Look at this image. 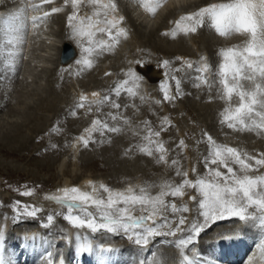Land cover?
Listing matches in <instances>:
<instances>
[{"label":"rangeland","instance_id":"374dc122","mask_svg":"<svg viewBox=\"0 0 264 264\" xmlns=\"http://www.w3.org/2000/svg\"><path fill=\"white\" fill-rule=\"evenodd\" d=\"M22 1H2L0 11L4 6L10 8L12 6L7 5L17 6ZM30 1L33 4H40V0ZM112 2L116 4L115 11L118 10L125 15L124 20L117 24L112 32L115 34L118 29H125L126 33L129 32V35H125L128 38L119 35L118 42H115L110 39L107 31L92 32L95 35H88L89 38H84L82 41L84 54L81 57H86L80 58V64L76 63L75 66L66 68L57 66L58 61L55 59L58 52L55 45L57 42L49 39L50 35L56 38L61 34L71 37L74 33L68 19L74 9L71 3L65 4V0H52V3L43 5L45 7L61 5V12L52 15L46 23L41 21L37 25L36 32L32 34L35 38L31 39L30 49H28L30 55L14 73L10 68L12 63L6 62L3 65L4 51L2 53L0 40V81L7 78L14 83L23 76L26 77L25 83L32 88V93L29 91V95L27 94L31 105L28 106L32 108L25 116L18 114L17 111L13 112L16 108L12 106L10 99L0 94L2 102L0 104V137L3 134L2 130H6L7 127L10 132L24 135L20 141L0 138L1 142H7L17 153L10 156L0 152V223L3 222V238L6 237L2 239L1 244L4 256L9 260H20L18 253L22 250L19 241L23 233H35L39 237L46 238V241H49L48 245L52 246L50 247L54 257L58 254L70 257L74 255L77 239L75 236L73 238L68 236L67 232L72 229L87 231L93 237L92 239L95 238L94 240L99 239L101 235L104 240L108 237L114 245L124 244L122 249L126 250L123 251L124 253L117 252V257L122 253L123 259L129 257L134 260V264L138 262L139 264H184V256L190 255H195V261L200 263L204 260L206 253L204 249H208L215 239L225 232L233 230L247 234L256 233V236L264 234V228L260 227L258 220L243 222L234 217L226 218L206 228L192 244L181 250L177 246L178 240L186 238L190 233L191 222L202 220L197 201L191 199L193 196L199 199L200 194L197 189L185 186L182 197L169 196L165 197V200L169 204L175 203L177 208L187 206L188 211L172 213L169 207L162 216L167 217L170 223L160 229L164 232L169 231L170 228L174 230L179 217L185 216L186 224L182 226L184 231L177 232L175 236L151 238L147 244L151 250L144 253L143 248L147 246L136 245L124 234H113L104 230L92 232L86 227L77 228L65 219L67 206H61L54 200L49 202L46 198L48 197L46 191L53 188L61 179L68 178L74 185L75 180L82 175L100 177L104 181L103 185L110 189L128 186L139 193V189L143 187L151 195L158 194L164 184L176 186L185 178L193 181L200 178L211 179L204 163V158L209 153L205 134L212 136L218 144L236 147L242 154L247 153L259 158L260 154L264 153V130L237 131L229 128L227 123H222V114L229 107V102L220 99V85L216 72L222 58L218 52L222 48L242 47L245 37L234 34L237 37L234 36L231 43H223L228 41L222 40L223 37L207 24L195 33L185 34L177 30L176 22L180 17L198 11L202 2L201 4L200 2L184 4L182 8L176 7L177 9L166 4L161 9V15L158 14L159 12L156 13L154 18L152 17V24L150 23L147 28L143 27L145 22L142 23L143 19L137 16L138 12L132 11L135 8H132L131 3L129 4V0H112ZM88 3L82 2L79 7L80 11L84 12L87 8L86 10L89 9L91 13L89 17L84 14L87 24L99 22L108 24L110 20L108 17L112 12H106L102 7L103 3L95 5ZM153 26H156L155 32L150 33L149 30ZM174 30L177 32L175 37L171 35ZM100 42H109L112 47L100 48ZM89 47L94 49L90 53L86 51ZM85 59L92 61L91 67L83 63ZM164 61H169V64L165 66ZM203 61H207V73L198 71L202 68ZM139 64L147 66V70H140ZM188 64H192V67H187ZM177 69L180 70L177 71ZM28 70L34 72L31 77L27 73ZM130 70L134 76L128 75ZM205 75L208 83L212 85L211 88L202 82ZM177 79L180 81L179 89L176 87ZM124 81H127V84L121 88L120 95H115L113 89ZM161 82L169 86L170 94L175 96L174 100L163 99ZM198 83L199 87L196 86ZM244 83L245 87H249L247 82ZM36 84H40L43 89L33 90L37 87ZM127 88H131L135 95L127 92ZM17 90L21 91L14 87L13 92ZM1 91L0 93H4ZM90 92H98L100 99L109 96L110 100L107 103L97 104L92 102L97 98H88L85 101V107H78L81 96ZM113 101L121 107L112 108ZM237 103L238 97L234 95L231 101L232 107H235ZM6 109L8 112L5 111ZM73 111L75 115H72ZM113 116L117 118L114 120ZM97 119L106 122L110 128L118 127L121 130L119 132L93 131L87 138L88 146L84 147L81 142L75 149L74 140L87 128H91L93 121ZM16 123L19 124L14 127ZM162 125L163 131H161ZM149 130L160 132L159 137L152 136L151 139L163 143L166 149L163 154L166 162H158L161 153L156 152L155 145H149V141L145 139L149 136ZM181 140L184 141V147L179 146ZM144 147H152L153 154L149 156L142 152L140 149ZM63 160L65 162L61 167ZM173 160L178 161V164L173 165ZM249 163L254 164V161ZM232 166L237 174H240L239 166ZM178 171L186 172L187 177L177 175ZM221 171L226 172V169L221 167ZM248 174L253 176L264 174V167L258 170L253 168ZM27 190H31L32 194L22 195ZM98 195L106 196L107 193L100 189ZM17 201L35 206L41 211L35 217H29L22 214V209L17 207ZM89 211L98 215L95 209L91 208ZM249 212H255L257 216L260 214L259 209L255 207L250 208ZM73 214L81 217L84 215L74 211ZM132 214L138 216L142 213L136 209ZM49 215L54 217L52 222L47 220ZM55 239L60 242L64 240L59 245ZM254 257L258 258L257 255ZM213 258L215 259V255Z\"/></svg>","mask_w":264,"mask_h":264},{"label":"snow or ice","instance_id":"6c2138e0","mask_svg":"<svg viewBox=\"0 0 264 264\" xmlns=\"http://www.w3.org/2000/svg\"><path fill=\"white\" fill-rule=\"evenodd\" d=\"M83 0H65V4L71 3L74 11L68 17L70 25L73 27L74 34H79L81 29L72 22L77 19L79 7ZM92 4H100L101 0H87ZM162 3L163 0H158ZM52 3V0H40L39 5H32L33 9H39L43 5ZM106 12H115L116 4L110 0L108 4L102 5ZM60 11L59 8L53 7L51 12H43L42 16L32 17L35 23L44 19L51 13ZM151 11L154 13L155 8ZM124 20L123 16L114 17L107 23L109 27L99 28L103 32L107 31L111 40L118 42L119 35H126L125 29H118L113 34L112 29L116 28L118 22ZM215 29L221 37H229L234 34L245 37V43L242 47L233 46L222 48L218 54L222 58V62L218 65L216 75L220 85V99L229 102L222 114V123H227L229 128L237 131L244 130H264V0H229L226 3H212L199 8L198 11L190 13L186 16H181L176 22L177 30L185 34L195 33L199 28L205 25ZM168 34V33H165ZM177 32L172 31L171 35L175 37ZM91 36L92 33L89 32ZM100 48H111L112 44L107 42H100ZM93 47L86 49L87 52H92ZM80 63V61H77ZM83 63L91 67L92 61L85 59ZM165 66L169 61L163 62ZM187 67H192L188 64ZM180 69H177L179 71ZM207 66L198 71L207 73ZM129 76H134L131 70ZM139 79V77H136ZM200 79V77H197ZM208 84V79L202 81ZM249 87H245V83ZM127 84V81L117 85L113 92L119 96L121 88ZM180 81L176 80V87L179 89ZM197 87L200 84H196ZM161 89L163 91V99L171 101L175 96L170 94L169 86L161 82ZM127 92L132 93L131 88L126 89ZM238 97V103L232 107L231 101L233 96ZM96 97L94 103L103 104L110 100L109 96H104L102 99L98 94L93 93ZM87 97L81 96L78 107H85ZM159 103V101H157ZM111 107L119 109L120 104L111 103ZM75 115V111L72 112ZM113 116L112 119H116ZM165 123L167 120L165 118ZM99 126V127H97ZM109 131L119 132L118 127H109L106 122H101L99 119L94 120L92 127L86 131L90 134L93 131ZM164 130L163 125L161 131ZM206 135L209 144V153L204 158V163L207 166L206 171L211 179H183L182 183L176 186L164 184L161 190L156 195H151L145 188H140L137 193L133 188L129 187L126 191L112 190L106 185H101L106 196L98 195V190L93 187L92 192L82 191L79 187L65 188L62 190V195L51 196L49 199L54 200L60 204L67 205V215L65 219L71 222L77 228H87L92 232L101 230L113 234H124L128 239L133 240L136 245L147 246L149 240L155 236H175L177 232H183V225L186 224V217L180 216L176 228L169 229L164 232L160 229L169 224L167 217L162 216L164 211L171 208L172 213L177 211L187 212V206L177 208L175 203H166L165 197H182L184 195V187L190 186L198 190L200 198L193 196L192 200L197 201L198 209L202 220L193 221L190 225V233L186 238L179 239L177 246L183 250L188 245L194 242V239L200 235L206 228L219 220L226 218H238L243 222L258 220L260 227L264 228V174L249 175V171L253 168L259 169L264 167V153L260 157L250 156L247 153H241L236 147L218 144L210 135ZM152 136L159 137L160 132H152L149 130V136L145 137L149 141V145H155V151L161 153L158 162H166V149L162 142L153 141ZM84 147L89 144V139L80 138ZM180 147H184V141L179 142ZM149 156L153 154L152 147H144L140 149ZM249 161H254L249 163ZM173 165L178 164V161L173 160ZM232 165L239 166V173L234 170ZM215 166V167H213ZM221 167L226 169L221 171ZM195 172V169H193ZM177 175L187 177V173L177 172ZM91 183V182H90ZM31 190L22 193L24 196H30ZM17 207L22 209V214L29 217H35L41 209L35 206L21 204L16 202ZM258 208L259 216L255 212H249L250 208ZM95 209L98 215L94 214L89 209ZM74 209H79L84 213L83 217L73 214ZM139 209L141 215L134 216L132 213ZM158 217L160 218L158 220ZM54 217L49 215L47 220L52 222ZM151 221V224L149 222ZM83 251H91V245L82 249ZM50 256V254H49ZM186 261H191L189 257L184 256ZM49 264H54L49 260Z\"/></svg>","mask_w":264,"mask_h":264},{"label":"bare ground","instance_id":"6f19581e","mask_svg":"<svg viewBox=\"0 0 264 264\" xmlns=\"http://www.w3.org/2000/svg\"><path fill=\"white\" fill-rule=\"evenodd\" d=\"M2 1L6 2V0H2ZM2 1H0V5L3 4ZM108 1L109 0H101L100 3L108 4ZM129 1H130L129 4L131 3V5L134 6V7L132 6V8H135L134 10L132 9V11L134 13L136 11L138 12V13H136L137 16L139 18L141 17L143 19L142 23L145 22V25H143V27L147 28V27H149L148 25H150V23L152 21V17L158 12H159L158 14L162 13L161 9L166 4H170L173 9H177L176 7L182 8V3L185 4L186 2H188L190 0H163L162 3L158 2V0H129ZM191 1H194L196 3L200 2V4L202 2L201 7H204V6H206L208 4H212V3L229 2V0H191ZM83 2L88 3L87 0H83ZM137 3H138V5H137ZM191 3H193V2H191ZM37 4L38 3H36V5ZM32 5H34V4L30 0H23L17 6L16 5H14V6L13 5H7V6H12V7L9 8V7L4 6V7H2L3 9H1V11H0V30H1L0 31L1 32V35H0L1 39L0 40H1V45H2L1 50H2V53L4 51V53L2 55H3L4 60H5L3 65H5L6 62L12 63L10 68L12 69L13 73L17 68L20 67V65L22 64L23 61H25V59L27 60V56L30 55L28 53V49H30L29 46L31 44V39L35 38V37H33L34 35H32V34L36 32L37 25L41 21L46 23L47 19L52 17V15H54L55 13H59L61 11L51 13L49 16H47L44 19L39 20L35 23L32 21V17L42 16L43 12H45V11L51 12V9L53 7L60 8V10L62 7L61 5H54L52 7L51 6H48V7L42 6V8L33 9ZM152 8L156 9V11L154 13L151 11ZM86 9L87 8H85L84 12L79 10L78 11V17H77V19H75L76 22L75 21H74L75 23L73 22V24L77 25V27H79L81 29L79 34H74L72 31L73 34H71V37L65 36L64 34H61L58 38L52 37L51 35L49 37L50 40L57 42L55 45H56V48L58 51L56 53L58 59L57 58H55V59L58 61L57 66H59V67L66 68L68 66L69 67L75 66L77 61L80 60V58L82 59V57H86V56L81 57V55L84 54V53H82V50H83L82 49V47H83L82 41L84 38H89V36H88L89 31H91V33H92V32L99 31L98 30L99 28H107L108 24H106V22L105 23L99 22V23H95V24H87V21L85 20L86 18L84 17V14H86V16L89 17L91 13H89V9L88 10H86ZM109 15H110V17H108V18H110V20L113 19L114 17H119V16L124 17L125 16L122 12H119L118 10L110 13ZM85 21H86V23H85ZM120 23L121 22H118V24H120ZM121 28H123V27L121 26ZM155 29H156V26H153L152 28H150L149 32L150 33L155 32ZM92 35H95V34L92 33ZM121 35L123 37H126L123 34H121ZM236 35H232L229 37H223L222 40L228 41V42H223V43H231L234 39V36H236ZM129 37H130V39L132 38L131 35ZM126 38H128V37H126ZM108 41H110V40H108ZM32 43H35V42H32ZM66 45H70L71 47L73 46L75 48V56L73 58H70L69 60L63 61L61 59V55H62L63 50H64ZM48 47H49V45H48ZM5 51H7V52L5 53ZM39 53H43V52H39ZM5 57H6V59H5ZM40 58H42V57H40ZM43 60L45 61V59H43ZM47 61H48V59H47ZM49 61H51V59ZM46 63H48V62H46ZM43 65H46V64H43ZM206 65H207V61H203L202 62V68L205 67ZM5 67L7 68L8 65ZM138 68L140 70H147L146 69L147 66L145 67V65H141V64H139ZM45 72H47V71H45ZM27 73L29 74L30 77L34 74L33 71L32 72L29 71ZM37 73L39 76V72H37ZM22 75H23V73H22ZM12 76H13V74H12ZM25 79H26V77L22 76L20 79H18V81H15L14 83H13V81H8L7 78L0 81V91L3 90L1 92H4V93H0V94L3 95V97H7L10 99L12 106L16 108V109L13 108V110L15 109L13 112L17 111L18 114L20 113V114H23L24 116H25V114L28 115L30 108H32V107L29 108V106H28V105H30V100H29V96H27V94L29 93V91H31L32 88L29 87L30 85L25 83ZM36 85H37V87L33 88V90L43 89V88H41L40 84H36ZM14 87L17 89L19 88V90H21V91L17 90L14 93L13 92ZM12 92H13V94H12ZM31 93H32V91H31ZM93 93H95V92H92V93L90 92L84 96L87 98L95 99L96 97H93ZM2 101H4V99ZM1 103L2 102L0 99V104ZM31 103H33V102H31ZM7 109L5 110L6 112H8ZM18 124L19 123H16L13 126L15 127ZM6 127H7V125H6ZM8 129L9 128L7 127L6 130H2L3 134L1 137L5 138V139L8 138L9 140H12V141H13V139L20 141V138L24 137L23 134H20V133L17 134L15 132L13 133V132H10V130H8ZM87 129H90V128H87ZM86 130L81 133L80 137H78L74 140L75 149L78 148L79 144L82 142L80 139L81 137H84L85 139H87L88 137H90V134L92 135V132L89 134ZM5 139H3V141ZM21 145L23 147V144H21ZM0 152L1 153L5 152L7 155H10V156L17 154L16 151L11 146H9V144L7 142H1V141H0ZM64 162H65L64 160L61 162V167L64 165ZM71 182L72 181L69 180L68 178H63L53 188L46 191L47 196H48L46 198L48 199V201L49 202L53 201V200L49 199V197H51V196L62 195L63 194L62 190L65 188H71V187L75 186V187H79L82 191L92 192L93 187L95 186V188L99 192V190L101 189L100 186L104 184L103 179H101L100 177L99 178H93L92 175H82L81 177H78V179L75 180L74 185H72ZM128 188H129L128 186H121V187H117V188H112V190L126 191ZM48 201H46V203H48ZM77 210H78L79 214L83 213L82 211H79V209H77ZM89 210H91V208ZM2 224H3V222L0 223V225H2ZM149 224H151V221L149 222ZM4 227H5V225H4ZM3 229H4L3 225H2V227L0 226V240H1V242H2V239L6 238V237L3 238V235H4ZM71 231H73V232H71ZM71 231L67 232L68 236H71L72 238L75 236L77 239V243H76V246L74 248L75 251H74V255L72 256V260L66 262L63 260L62 256H58L57 260H56V258H51L52 259L51 261L54 262V264H134L135 263V262H133L134 260L129 259V257L128 258L125 257L126 259H123L122 253H121L122 257H120L121 255L119 257H117V252H119V251L123 252L126 250V249H122L123 248L122 245H124V244L114 245L112 243V241L106 235L105 236L107 237V239H105V240L103 239V236H101V235H99V239L94 240L95 238L92 239L93 237H91L87 231L86 232H84L83 230L82 231H79V230L75 231L73 229ZM222 233H224V232L222 231ZM94 237H96V236H94ZM60 238L62 239V237H60ZM67 238H66V240H67ZM36 239H38V241H39L38 244L35 243ZM55 241L58 244L59 243L61 244V242H62V241L60 242L58 239H55ZM19 243H20L19 244L20 249L22 250V251H19V253H18L19 254L18 259L20 258V261L17 259L6 261V259L4 258V253H2L3 250L1 249L0 250V264H19V263L20 264H25V263L31 264V263H33L32 261L35 259L36 260L43 259V256H45V254L48 251L46 248H47V245L49 244V241L47 242L46 238H43L42 236L39 237V235H36L35 233L34 234L33 233H28V234L23 233ZM232 244L235 245L236 247L232 248ZM89 245H91V251L88 252V251L82 250V249L87 248ZM50 246H51V244H50ZM44 247H46V248H44ZM58 247H56V248L58 249ZM263 247H264V234L256 236V233L254 234V233L250 232V234H247L245 232L244 233L241 231H235L234 232L232 230V231L225 232L221 237L215 239V241L210 245V247H208V249H204V250H206V253L204 255V260L202 262L199 263V262L195 261V255L194 256L190 255L187 257H189L192 264H233V263H235V264H256V261H258L257 264H264V252H263L264 248ZM262 248H263V250H262ZM67 249H69V248H67ZM143 249H145V251H143L145 253V252H148L149 250H151V247L147 246ZM58 251H56V252H58ZM214 251H215V253L217 251L221 252V254L218 252L215 254V259L213 258V255H211L212 252H214ZM237 251H238V253H237ZM255 255H257L258 258H255L254 257ZM238 257H240V258H238ZM241 257H243V258H241ZM24 259H25V261H24ZM115 259H117V260L115 261ZM127 259H129V260H127ZM240 259H242L241 262H240ZM21 260H23L24 262ZM139 263L140 262H138L136 264H139ZM183 263L189 264V261H186L185 259H183ZM39 264H44V263L40 262ZM47 264H49V262ZM143 264H145V263H143Z\"/></svg>","mask_w":264,"mask_h":264},{"label":"water","instance_id":"95a60500","mask_svg":"<svg viewBox=\"0 0 264 264\" xmlns=\"http://www.w3.org/2000/svg\"><path fill=\"white\" fill-rule=\"evenodd\" d=\"M74 55H75V48L73 46L71 47L70 45H66L64 50H63V53L61 55V59L63 61L69 60L70 58H73ZM217 252H219V251H217ZM216 253L214 251V252H212V255H215Z\"/></svg>","mask_w":264,"mask_h":264}]
</instances>
